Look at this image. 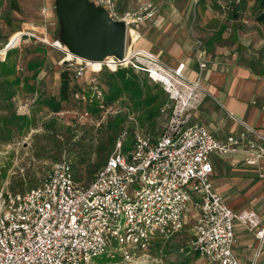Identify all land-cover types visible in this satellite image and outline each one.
Here are the masks:
<instances>
[{"label":"built area","instance_id":"obj_1","mask_svg":"<svg viewBox=\"0 0 264 264\" xmlns=\"http://www.w3.org/2000/svg\"><path fill=\"white\" fill-rule=\"evenodd\" d=\"M89 1L110 19L124 22L127 39L132 41L134 33L140 37L144 24L160 26V10L153 3L123 11L118 0ZM209 1L222 2L234 11L246 0ZM17 34L18 41L11 39L1 53L20 48L26 37L55 48L32 31ZM58 51L65 55L63 49ZM65 63L75 70L76 78L85 75L83 63L64 59ZM116 67L147 73L168 94L171 118L163 134L155 138L137 132L127 149L120 138L89 185L78 184L71 163L62 160L38 187L14 195L3 182L0 165V264H94L104 255L119 256L120 261L112 264H147L162 258L165 246L186 232L190 218L194 221L190 238L180 253L213 264H240L234 254L235 228L243 227L262 242L264 228L260 229L256 213L237 214L214 192L211 157L245 154L246 165L260 166L264 142L257 140L264 138L246 125L244 133L225 141L200 124L186 127L188 111L197 109L200 95L208 93L198 84L187 83L181 75L184 65L171 71L151 56L136 54ZM89 95L90 101L103 100L98 87H92ZM89 117L88 112L81 116ZM259 176L264 179V173Z\"/></svg>","mask_w":264,"mask_h":264},{"label":"rangeland","instance_id":"obj_2","mask_svg":"<svg viewBox=\"0 0 264 264\" xmlns=\"http://www.w3.org/2000/svg\"><path fill=\"white\" fill-rule=\"evenodd\" d=\"M118 2L123 11H135L146 2L153 3L159 8L164 17V24L162 29L154 32L151 50L170 62L181 54H192L190 51L186 52V43L198 49H207L208 54H212L213 57L218 55L229 59L233 53H229L228 47L233 43L234 32L238 34L240 44L248 45L253 41V45H258L264 40V36L260 37L258 34V30L259 33L260 30L264 31V23L258 20L261 0H246L234 11L209 0H118ZM19 29L32 31L37 36L48 39L54 43L56 49L38 41L42 45L29 44L22 52L13 51L7 64L2 65L0 62V165L3 170V182L10 193L22 195L38 187L53 166L62 160L74 165L77 181L82 184L90 183L114 150V146L108 143L106 130L102 126L109 117L118 112L129 114L122 133L128 141L127 147L131 146L130 140L137 132L148 133L155 138L163 134L171 118V104L169 106V98L161 86L154 88L155 93L162 94V107L160 111L152 110L153 118H147L148 109H139L131 105L129 99L131 94L123 92L120 88L118 89L121 98L109 107L112 110L107 115L93 112V108L84 98L82 99V95H79V98L70 96L69 101L63 104L64 112L56 113L52 106L55 105L54 100L60 101L61 73L66 68L62 62L64 59L73 58V55L58 43L61 25L57 16L56 0H0V47L5 43L8 34ZM153 31L147 24L142 27L141 33L143 37L145 36V40L141 38V41H144L142 48L146 44V39L152 37ZM16 35L19 38V34L16 33L10 40ZM133 38L134 43L131 37L127 39V50H130L127 59L132 58V50L139 46L137 40L140 37L134 33ZM25 39L29 38H23L22 45ZM214 43L217 49L211 50ZM218 48L221 50L218 51ZM57 49H63L66 56ZM2 50L0 49V59L4 60L6 55L1 53ZM140 54L149 56L146 50H140ZM78 62L83 63L85 75L76 78L75 70H71V87L82 92L84 90L86 93H90L92 87H98L103 94L107 93L113 82L110 75L117 72L119 67L91 66L89 63ZM137 72L140 73L142 84H148L146 86L149 87L156 85L145 72ZM117 82L114 83L116 86ZM85 112L90 114L88 119L81 118ZM192 122L191 118L190 123ZM52 127L54 131L59 129L58 135L53 133ZM71 127L75 128L76 132L74 141L83 136L82 128L94 129L93 142L96 148L88 157V164H80V154L65 144V131ZM101 143H105L106 149H102ZM189 221L186 234L181 235L185 239L178 238L162 258L157 257L154 262L150 260L147 264H213L178 251L190 238L189 230L194 221L191 218ZM119 261V256L112 259L104 255L95 258L94 264H112Z\"/></svg>","mask_w":264,"mask_h":264},{"label":"crops","instance_id":"obj_3","mask_svg":"<svg viewBox=\"0 0 264 264\" xmlns=\"http://www.w3.org/2000/svg\"><path fill=\"white\" fill-rule=\"evenodd\" d=\"M214 2L224 7L222 2ZM259 12L258 20L264 23L263 10L261 9ZM158 20L160 21L158 28L146 23L154 31L152 37L146 39L144 48L141 47L144 45L141 38L144 39L145 36L143 37L140 30V38L137 40L139 46L136 44L137 47L132 50L131 56L140 54V50H146L149 56L161 62L171 71H177L180 65H184L181 75L187 83L198 84L207 91L208 95H200L202 101L200 106L188 111V122L185 126L200 124L219 141H225L228 136H239L244 133L246 125L264 138V40L258 45H253V41H250L248 45L240 44L238 34L234 32L232 34L233 43L228 47L229 53H233L230 54L229 59L218 55L213 57L212 54H208L207 49H198V47L186 43V52L190 51L192 54H181L176 60L170 62L164 60L161 54L153 53L151 50L154 32L162 29L164 24V17L161 13ZM260 31L259 33L258 30L259 36H264V31ZM21 32L19 29L8 34L6 43L9 42L12 35ZM29 44L42 45L35 40L25 39L20 48L16 47L9 51L22 52ZM215 45L216 43L210 49L216 50ZM219 50L221 48H218ZM7 53L4 60L0 59V62L6 60ZM203 65L206 67L202 68ZM170 104L172 106L169 100V106ZM191 118L193 119L192 123H190ZM248 137L254 138L252 134H248ZM257 142L263 143L264 141L257 140ZM245 159V154L227 157L213 155L211 161L214 173L211 176V183L214 192L222 197L233 212L237 214L256 213L260 221V229H263L264 179L260 178L259 173H264V161L260 163V166H249L245 164ZM235 236L234 254L240 264H264V241L262 242L254 233L241 226L235 228Z\"/></svg>","mask_w":264,"mask_h":264},{"label":"trees","instance_id":"obj_4","mask_svg":"<svg viewBox=\"0 0 264 264\" xmlns=\"http://www.w3.org/2000/svg\"><path fill=\"white\" fill-rule=\"evenodd\" d=\"M261 9L263 10L264 13V0H261ZM264 18V14L262 15ZM7 41H5V43L2 45V47H0V49H3L6 44ZM12 51H9L7 53V58L4 62H1L2 65L7 64V60L10 57ZM9 61V60H8ZM66 65L65 70L61 73V89H60V101H55V105H53V109L55 108V112L56 113H63V104L67 103L69 101L70 96H75L76 98H79V95H82V99L84 98L86 100V103L93 108V112L95 113H103L105 114L106 110L112 106L113 104H115L116 102L119 101V99L121 98V93L119 91L118 88L122 89L123 92H128L131 95H129V99L131 102V105H134L135 108H139V109H148L147 112V118H153V109H156L159 111L161 110L162 107V99L161 96L162 94H157L154 91V88L159 87L160 85L158 83H155L156 85L149 87L146 86L148 84H142L141 82V76L138 74V72L136 70H134L133 68H127V69H121L119 68L117 70V72H113L110 75V78L113 80V82L110 84V87L107 91V93L105 92L103 94V100H97L94 99L93 101H90V93H86L84 90L83 92L81 90H78L76 88L71 87L72 86V77H71V69H68L67 64H63ZM145 74V73H143ZM148 77V74H145ZM149 78V77H148ZM115 81L117 82V86L114 84ZM103 92V91H102ZM122 92V93H123ZM163 92V91H162ZM53 101V102H54ZM101 106L103 108H101ZM102 114V116H103ZM129 118V114L124 113V112H118L116 115L111 116L108 118L107 122L105 125L102 126V128H104L106 130L107 133V141L109 144H112L115 148L116 143L118 142V140L120 138H122V133L124 130V127L126 125V122ZM53 128V133L55 135H58L59 133V129L54 131V127ZM81 132H83V136L78 140V141H74L75 137H76V132H75V128L71 127L69 128L67 131H65L66 133V137H65V144H68L71 146L72 151L74 150L75 152L79 153L81 156V161L80 164H88V157L94 152L95 150V145H94V129L93 128H89L86 129L82 128ZM64 134V133H63ZM62 134V135H63ZM133 138L129 141L130 145L133 142ZM89 139V141L87 140ZM124 139V145L125 148L127 149V140L123 137ZM92 141V142H90ZM103 142V141H101ZM101 147L102 149H106L105 143H101ZM107 162V161H106ZM105 162V164H106ZM104 164V165H105ZM72 165V164H71ZM103 165V166H104ZM74 165H72L73 167ZM87 166V165H86ZM102 166V167H103ZM101 167V168H102ZM100 168V169H101ZM99 169V171H100ZM73 171H74V167H73ZM98 171V172H99ZM97 172V173H98ZM96 173V174H97ZM96 176V175H95ZM75 177V175H74ZM95 179V177L93 178V180ZM76 180V178H75ZM93 180L90 183H81L79 181L76 180V182L78 184L81 185H89L93 182ZM186 233L183 234V236ZM178 238H182L183 240L185 239L184 237H177L175 239H173L172 241H170L166 246H165V250L164 253H167L169 248L171 247V244L176 241ZM179 251V250H178ZM191 257H195L198 258L199 257L197 255H189Z\"/></svg>","mask_w":264,"mask_h":264},{"label":"water","instance_id":"obj_5","mask_svg":"<svg viewBox=\"0 0 264 264\" xmlns=\"http://www.w3.org/2000/svg\"><path fill=\"white\" fill-rule=\"evenodd\" d=\"M61 25L60 43L84 61H123L127 49V28L122 21L89 0H56Z\"/></svg>","mask_w":264,"mask_h":264},{"label":"bare ground","instance_id":"obj_6","mask_svg":"<svg viewBox=\"0 0 264 264\" xmlns=\"http://www.w3.org/2000/svg\"><path fill=\"white\" fill-rule=\"evenodd\" d=\"M17 39H18V35L15 36L14 41L17 40ZM71 59H75L77 61L84 62V63H89L91 66H102V65H106V66H109V67H112V68H115L117 65H125V64L129 63V61L131 60V59H127L125 57V60L124 61L117 62L114 59L110 58L107 61H105V63H101V62H93V61H84L83 59L78 58V57H75V56H73V58H71Z\"/></svg>","mask_w":264,"mask_h":264}]
</instances>
